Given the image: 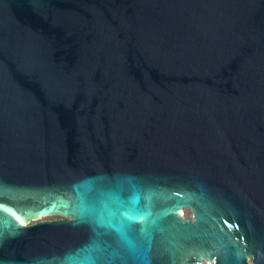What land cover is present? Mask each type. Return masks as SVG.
Masks as SVG:
<instances>
[{
    "label": "water",
    "instance_id": "obj_1",
    "mask_svg": "<svg viewBox=\"0 0 264 264\" xmlns=\"http://www.w3.org/2000/svg\"><path fill=\"white\" fill-rule=\"evenodd\" d=\"M0 264H264V0H0Z\"/></svg>",
    "mask_w": 264,
    "mask_h": 264
},
{
    "label": "rangeland",
    "instance_id": "obj_2",
    "mask_svg": "<svg viewBox=\"0 0 264 264\" xmlns=\"http://www.w3.org/2000/svg\"><path fill=\"white\" fill-rule=\"evenodd\" d=\"M182 215H183V217H185V218H190V216H191V213H190V211L188 210V209H185V210H183L182 211ZM56 218H59V217H47V218H44V219H46V220H51V219H56Z\"/></svg>",
    "mask_w": 264,
    "mask_h": 264
}]
</instances>
